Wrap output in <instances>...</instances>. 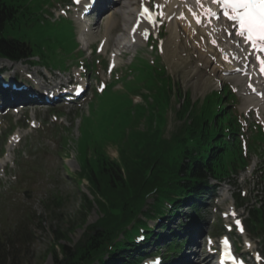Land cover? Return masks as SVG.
I'll return each instance as SVG.
<instances>
[{
  "label": "rangeland",
  "instance_id": "obj_1",
  "mask_svg": "<svg viewBox=\"0 0 264 264\" xmlns=\"http://www.w3.org/2000/svg\"><path fill=\"white\" fill-rule=\"evenodd\" d=\"M121 3L122 5L116 7L114 11L122 14V16L123 11L126 10L127 13L126 15L124 14L123 20L118 18L120 21L118 27L120 26V28H116V31L110 36L108 51L104 53L96 50V52L90 53L89 46L83 43L80 46L81 51L75 50L73 52L74 55L82 54L79 60L82 61L81 63L84 66L69 64L66 70L57 67L56 70L48 72L40 66L30 68L24 62L19 63L18 82L21 80L26 83L38 82L39 80L48 90H51L53 85L59 83L66 85L71 79H75L76 82V79H79V72L83 71L85 73V82L91 86V95L77 104H69L57 109L39 105H24L22 107L21 104L23 103H18L13 105L10 112L0 114V151L2 148L5 149V155L0 158V242L10 239L14 250L19 251L18 260L24 264H55L53 255L51 253L47 255L46 253L54 243L57 230L64 229L65 232H69L70 240L63 242L73 246L82 239L88 225L96 222L100 216L96 206H93L90 211L85 213L86 221L83 220L82 214H80L83 196L89 198H93V196L87 180L77 174L80 170L79 160L82 161L86 157L85 144H91L90 129L101 132L103 131L101 125L106 126V123L111 125L112 121L114 125L117 124L123 119L126 110L135 112L141 109V106H132L129 102L132 91L128 87H124V92L114 90L112 93L105 90V88L103 89L102 82L105 81L107 86H109L111 82L118 78L119 81L115 88H121L125 73H129L128 63L141 57L144 59L151 58L150 49H146L145 54L128 51L125 55H122L118 62V68L114 73L111 76L107 75L108 57L114 51L116 41L125 38L126 30L132 22L136 10L135 0H122ZM127 4L129 6L126 8ZM32 5H34V12H39V8L35 6L37 2H33ZM47 10L57 21L52 22L55 21L52 18L50 20L54 23L52 25L49 20H45L42 26L35 24L33 30L36 29L38 31L42 46L48 52L45 53V60L51 61L53 64H63L68 56L64 51L68 50L67 26L69 23L67 19L59 18L67 17L74 20L76 10L71 9L70 6L68 7L65 0H53V5ZM132 11L133 15H129V12L131 13ZM118 14H116L117 17H119ZM45 16L48 17V13ZM96 20L97 18L94 16L92 22H96ZM106 22L107 20L101 26H93L95 27L94 33L92 36L90 35V44H92L93 51L94 48H97V42L99 40L102 41L106 31ZM181 30L183 31V29ZM203 30L206 31L205 28ZM161 31L164 50L161 54L152 51V57H156L160 61V64L166 69L167 75L171 77L172 82L175 84V94H179V92L183 95L190 94L191 98L196 101L198 99L201 100L213 90H229L230 93H233L235 100L230 102V105L234 106L232 114L237 117L239 123H242L243 144L244 142L248 143V156H251L248 169L240 171V174L236 177L232 176V178L226 179L218 189V197L214 200L209 201L207 199L205 201V207L199 213L198 224L200 230H198L195 237V244L192 245V242L186 244L184 246L185 251L183 250L178 256L185 258L176 263H173L174 261L164 263L203 264L200 263V260L206 254V239L211 237L215 240V237L228 232L225 226L231 224L228 222L231 218L223 220L221 214L223 212L228 213L235 204L233 192L239 191L243 196L246 194L245 196L250 200V204L264 200V177H259L262 174V168H264V144L259 141H253L257 132L264 133V111L261 114L257 109L251 107L252 102L247 97L242 93H237L236 89H241L243 85L237 83L239 81L235 77H227L224 72L221 73L218 72L219 70H214L216 69L215 67H218V69L221 67V69L225 68L226 63L223 61L224 64H221V60L216 57V53L213 56L208 46H206V50L204 48L201 51L206 54L204 59H201L202 53H198V51L203 48L201 43H204V39L201 38L200 33L197 38L201 43H198L199 46L192 50L191 46H195L193 41L191 40L188 45L184 44L186 35L184 39L181 37L183 40L180 37L176 39V35L171 33L169 23H165V27ZM183 33L185 32L183 31ZM185 34L188 35L189 33ZM179 35L181 36L180 30ZM217 43L220 44L219 41ZM151 44L154 43L151 42ZM144 45L146 44L143 43L139 47ZM192 53L198 55L200 61H197L192 56ZM208 54H210L209 57ZM205 60L208 61L205 62ZM218 63L222 66H218ZM137 67H143L141 60L138 61ZM21 71L25 74H30L32 79L25 77L24 74L20 73ZM138 71L143 78L151 76L142 73L140 69ZM42 77L47 81L43 82ZM125 82L127 81L125 80ZM134 86L140 87V81H135ZM141 88L151 98L153 90L147 84H144ZM102 89L105 90L104 93L96 97L97 94L102 93ZM139 94L141 93L139 92ZM171 97L170 108L166 113L167 124L164 126L165 137H169L179 124L175 116L179 103L172 94ZM132 100L134 104H143L140 95H133ZM89 104L92 107L90 116L88 112ZM248 110H251L256 117L253 114L250 116L246 114ZM26 122L29 124L27 128L19 126L24 125ZM13 130L14 132L11 136L18 134L19 137L14 141L13 145L9 146L11 136L8 135ZM63 138L66 139L63 140ZM250 144L254 146L253 149ZM104 147L111 158L118 157L116 146L109 143L104 144ZM78 153L81 155L79 159ZM27 191L29 192L28 194L25 193ZM53 195L61 196L62 202L54 203L52 201ZM149 201L152 200L150 199ZM239 212L243 214L244 218L248 215L246 207L240 208ZM188 214L189 211L183 210L180 212V217L176 218L175 221L173 218L170 222H173L176 227L180 226L182 222L187 221L186 215ZM28 219L30 220L28 221L29 227L26 230L28 240H26L24 245L16 248L14 243L19 241L16 238L18 228H22L25 220ZM153 221L155 219L149 223L151 227L157 225V222ZM155 228L159 229L160 227L158 225ZM177 229L180 230V228ZM171 232H174L173 229ZM171 232L165 231L162 233L167 239H162L159 242V249L165 250L168 241L172 239L173 241H179L180 236L184 237L182 233L173 236ZM218 232L219 234H217ZM249 236L254 243L248 240L244 234L237 235V233H233L236 245L240 250L251 251V249L256 247L262 252L263 243H260L256 236L252 234H249ZM21 239H25L24 231ZM154 245L150 247L151 250H153ZM192 252L193 254H191ZM189 257L193 263L190 259L187 260ZM212 257L210 255V259ZM254 264H264V258L260 257L259 262L255 260Z\"/></svg>",
  "mask_w": 264,
  "mask_h": 264
},
{
  "label": "trees",
  "instance_id": "obj_2",
  "mask_svg": "<svg viewBox=\"0 0 264 264\" xmlns=\"http://www.w3.org/2000/svg\"><path fill=\"white\" fill-rule=\"evenodd\" d=\"M31 10L21 0H0V57L17 60L24 56L25 40L30 38L26 29L35 20ZM29 13L32 15L28 16ZM141 70L151 75L142 79L146 80L149 88L155 87L160 96L155 97V105L162 99L167 100L164 95L172 90V82L165 77V72L154 74L150 67ZM136 75L141 76L140 73ZM222 99L216 92L196 104L188 96L184 98L177 112L183 121L169 139L164 138L160 127L153 126L156 118L164 123L157 113L150 112L146 128L139 130L135 124L146 116L145 110L142 111L141 107L135 113L125 111L122 122L113 131V142L119 148V158L110 159L97 143L95 156L85 163L82 174L93 194V200L84 199L82 215L95 204L101 216L86 232L85 239L72 247L61 242L70 239L69 232L57 230L49 251L55 263L92 264L97 261L100 264H134L138 261V254H123L138 252L139 246L130 238L133 239L139 232L134 235V228L129 233L126 226L135 221L137 226L140 225L139 230L143 228L148 232L147 240L154 236V231L147 228L146 220L138 215L149 219L154 213V216H161L164 220L163 208L167 202L173 204V215L185 206L197 212L200 198L209 197L215 189L210 183L211 179L222 181L245 168L247 159L242 155L236 135L238 125L227 112L228 108L222 105ZM151 106L154 107V104ZM130 125L133 128L127 130ZM228 129L230 133L225 131ZM150 195L154 197L153 202L144 211ZM242 204L244 199L241 200ZM247 223L253 232L263 238L264 243V200L249 208ZM162 226L166 228L165 222H162ZM28 227L27 222L18 228L16 238L19 241L14 243L16 248L28 240ZM185 228L187 225L183 226V230ZM23 231L24 240L21 239ZM121 233L125 238L117 243ZM171 245L169 247L174 248L178 242L173 241ZM57 250H60L63 259ZM19 256L10 239L0 243V264H24L18 260Z\"/></svg>",
  "mask_w": 264,
  "mask_h": 264
},
{
  "label": "bare ground",
  "instance_id": "obj_3",
  "mask_svg": "<svg viewBox=\"0 0 264 264\" xmlns=\"http://www.w3.org/2000/svg\"><path fill=\"white\" fill-rule=\"evenodd\" d=\"M84 1V0H83ZM111 1L113 0H103V3H101L102 8H107L110 7L111 5ZM158 3L161 4V6H163L164 8H166L164 15L165 17H169L171 16L169 19V26L171 28V33H174L176 35V39L178 37L181 38V36L179 35V28L177 27V23L176 22H172L173 18L176 16H180L183 13H185V11L183 12L182 7L177 5V6H173L170 3H174L172 0H157ZM190 5L192 6V4L190 3ZM129 6V4L126 5V8ZM168 8H173L174 10H170L167 9ZM207 6L206 5H202L201 8L199 10H206ZM127 13V12H126ZM125 13V15H126ZM116 12H112L109 14L108 16V22L106 23V32L103 36L104 39V48L106 49L108 47V43L110 40V33L111 31L116 28V26L118 25L117 23H119V20H123V18L125 17L124 14L122 16V14H118L119 17L116 16ZM129 15H133V13L129 12ZM128 16V15H127ZM119 18V20H118ZM135 19V18H133ZM126 20V19H125ZM123 22V21H122ZM154 22L152 21H147L146 19H142L141 22L138 25V30L135 34V40L132 42L130 40H121L118 42V45L116 47L117 52L120 51H128L130 49H134L139 43L144 42L143 38L140 36V32L139 31H143L148 29V27H152L153 30L156 32L157 29L153 26ZM181 27H183L182 24H180ZM203 27H205V25H203ZM185 33H189L188 35H186V38L184 39V44L188 45L189 42L192 40L193 42L196 41V39H193V35L192 32H190V28L189 26H187L185 24V27L183 28ZM207 34H206V40H207V44H204V47H206V45L212 44V42H217L219 41L220 44L217 45L216 47V57L218 56V54L221 56V58H226L225 55H229V57H231V54H236V58L235 59H228V63L229 67L227 68H219L215 67L216 69L214 70H219L218 72H225L228 73V76H234L236 77V80H238L241 85L243 84V80L242 77L239 75V73L237 72V70H235L236 68H233L235 66H240L242 67L244 64L243 62H240L241 59L244 60V63H247L249 61V58L246 57V53L243 50L241 41L239 39V37L237 35H235L234 30L229 26V25H224V24H220L218 22H214V24L212 25H208L205 28ZM219 33H221V35H219ZM182 39V38H181ZM183 40V39H182ZM202 44V43H201ZM196 48L199 46L198 42L195 43ZM195 46L193 47V50H195ZM210 46V45H209ZM114 52V53H117ZM211 52L213 53V50H211ZM189 53V52H187ZM198 53H202L201 50L198 51ZM116 54H114L115 56ZM206 56L205 53H202L201 55V59H204V57ZM208 60H205V62H207ZM239 62V63H237ZM218 66H222L220 63L217 64ZM249 65V63H248ZM213 70V71H214ZM237 75V76H236ZM259 91V90H258ZM244 92V91H243ZM245 94L247 95V98L253 100V103L256 105V107H263L264 108V104L261 105V103H264V100H260L258 98V96L255 94H248L245 92ZM252 95V96H251ZM16 138V136L14 138H11L9 146H11L14 143V139ZM193 254V252L191 253ZM192 262V259L189 257L187 260H189ZM209 258L207 256H202L201 258V262L202 263H206L208 262ZM189 261V262H190ZM193 263V262H192Z\"/></svg>",
  "mask_w": 264,
  "mask_h": 264
},
{
  "label": "snow or ice",
  "instance_id": "obj_4",
  "mask_svg": "<svg viewBox=\"0 0 264 264\" xmlns=\"http://www.w3.org/2000/svg\"><path fill=\"white\" fill-rule=\"evenodd\" d=\"M214 2L224 8L225 16L238 24V35L245 37L253 48L264 50V0H214ZM148 11V8H144V13ZM206 11L211 15H217L210 8ZM261 64L264 65V60H261ZM236 223L239 225L240 221L237 220ZM224 243L227 246V240Z\"/></svg>",
  "mask_w": 264,
  "mask_h": 264
}]
</instances>
